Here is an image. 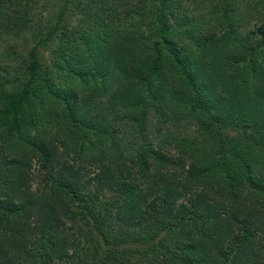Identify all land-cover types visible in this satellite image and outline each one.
Wrapping results in <instances>:
<instances>
[{
    "label": "trees",
    "instance_id": "trees-1",
    "mask_svg": "<svg viewBox=\"0 0 264 264\" xmlns=\"http://www.w3.org/2000/svg\"><path fill=\"white\" fill-rule=\"evenodd\" d=\"M81 1L0 74V264H264V0H88L64 31Z\"/></svg>",
    "mask_w": 264,
    "mask_h": 264
},
{
    "label": "rangeland",
    "instance_id": "rangeland-1",
    "mask_svg": "<svg viewBox=\"0 0 264 264\" xmlns=\"http://www.w3.org/2000/svg\"><path fill=\"white\" fill-rule=\"evenodd\" d=\"M64 0H21L16 1V6L10 7L9 10H0V74L2 76H9L10 82L16 83L22 78V72L27 62L28 50L37 44V42L45 36L47 31L55 22V16ZM88 0H83L79 3L71 5L65 16L64 31L74 29L78 24H82L81 20L86 15L84 7H88ZM27 5V7L25 6ZM92 7V4H91ZM26 9V10H25ZM8 12V13H5ZM122 28L116 34L117 37L131 32L128 29ZM141 30L137 31L138 33ZM46 46L39 47V56L44 68L52 67L56 60V47L59 41V36ZM120 38V37H119ZM61 75L57 76L59 81L70 88H79V84L68 81L64 76L63 71L58 70ZM56 73V71H55ZM149 131H154L158 118L153 115L149 118ZM192 130H187V134L192 136ZM195 136V135H193ZM175 158H179L180 154L177 151L172 152ZM179 167L174 166L164 170L167 175H178ZM32 174L30 179L31 190L36 188L35 182L38 180L39 173L36 171L35 164L33 163L28 170Z\"/></svg>",
    "mask_w": 264,
    "mask_h": 264
}]
</instances>
